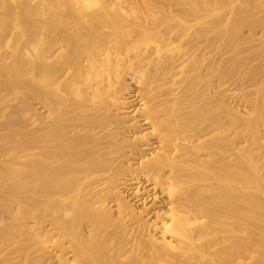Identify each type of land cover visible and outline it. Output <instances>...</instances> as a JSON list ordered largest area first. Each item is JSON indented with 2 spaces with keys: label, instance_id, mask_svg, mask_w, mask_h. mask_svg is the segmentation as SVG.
Here are the masks:
<instances>
[{
  "label": "bare ground",
  "instance_id": "bare-ground-1",
  "mask_svg": "<svg viewBox=\"0 0 264 264\" xmlns=\"http://www.w3.org/2000/svg\"><path fill=\"white\" fill-rule=\"evenodd\" d=\"M0 264H264V0H0Z\"/></svg>",
  "mask_w": 264,
  "mask_h": 264
},
{
  "label": "rangeland",
  "instance_id": "rangeland-1",
  "mask_svg": "<svg viewBox=\"0 0 264 264\" xmlns=\"http://www.w3.org/2000/svg\"><path fill=\"white\" fill-rule=\"evenodd\" d=\"M237 82H238V81H237ZM234 84H238V83H236V82H235V83H232V84L230 85V87H231V88H229V89H232V90L230 91V92H231V94H233V92H232V91H234V94H236V93H238V92L240 91V90H239L238 92H236V90H237V89H239L240 87H238V88H236V86H235V87H233V85H234ZM233 88H236V90H235V89H233Z\"/></svg>",
  "mask_w": 264,
  "mask_h": 264
}]
</instances>
